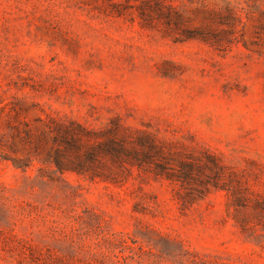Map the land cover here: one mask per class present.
Returning <instances> with one entry per match:
<instances>
[{
    "label": "rangeland",
    "instance_id": "374dc122",
    "mask_svg": "<svg viewBox=\"0 0 264 264\" xmlns=\"http://www.w3.org/2000/svg\"><path fill=\"white\" fill-rule=\"evenodd\" d=\"M0 264H264V0H0Z\"/></svg>",
    "mask_w": 264,
    "mask_h": 264
},
{
    "label": "trees",
    "instance_id": "16d2710c",
    "mask_svg": "<svg viewBox=\"0 0 264 264\" xmlns=\"http://www.w3.org/2000/svg\"><path fill=\"white\" fill-rule=\"evenodd\" d=\"M82 130L85 131L84 129ZM72 137L73 136L71 135L70 138L68 139L67 136L63 135L61 136V139L59 141L65 144L64 146L65 148L66 146L71 145L70 142L72 141L71 140ZM138 141H139V145L141 146V152L137 151L135 145L133 144L129 147L126 144L127 138L124 135H121L119 137L111 136L106 138L102 142H90L88 148L85 149L84 151L85 153L81 156H78L76 158L63 157V155L60 153V156L59 155L54 156L52 161L56 165V168L60 171L72 169L82 173L84 171H87L86 161H88L89 159H93L97 155V153L100 152L108 154L119 161L122 159L123 161L124 159H128V161L129 159H134L135 161H137V163L138 161H141L140 157H143L144 159H151L154 151H157L155 153H159L160 155H162L163 152H161L159 147H157L158 145H156L152 140L140 139ZM74 142L75 140H73V143ZM144 143H146V145ZM57 152L60 151L58 150ZM156 169L158 171H163L162 170L163 166H161L160 164H156ZM157 173H161V172H157ZM186 174L187 172L184 171V175Z\"/></svg>",
    "mask_w": 264,
    "mask_h": 264
}]
</instances>
